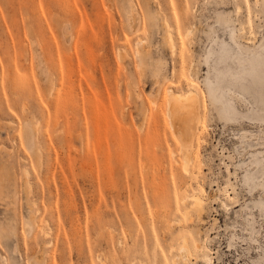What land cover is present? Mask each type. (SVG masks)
<instances>
[{"label":"rangeland","instance_id":"obj_1","mask_svg":"<svg viewBox=\"0 0 264 264\" xmlns=\"http://www.w3.org/2000/svg\"><path fill=\"white\" fill-rule=\"evenodd\" d=\"M263 260L264 0H0V264Z\"/></svg>","mask_w":264,"mask_h":264},{"label":"bare ground","instance_id":"obj_2","mask_svg":"<svg viewBox=\"0 0 264 264\" xmlns=\"http://www.w3.org/2000/svg\"><path fill=\"white\" fill-rule=\"evenodd\" d=\"M141 42L142 41L138 42V44L141 45ZM168 44L172 45V47L174 46L172 37L170 36H168ZM141 51L142 49L139 48V50L137 51L138 57H141ZM214 51L215 48H211V50L209 51V56L207 57L208 63L213 58ZM169 91L170 94L167 104L168 116L172 129L174 130L178 140L180 141L181 152L185 161V167L188 168L191 162L190 154L191 149H193L194 145H192L193 139H195L194 136L196 135L197 131L201 127H203L202 125L204 119L202 118L201 114L202 104L196 93L197 90H188L186 93H181L179 91H174L171 89ZM191 197L194 202V207L198 210L200 214L203 210V199L198 194H194ZM191 251L192 250L190 249V246L188 245L187 241H184L182 246L180 247V258L186 262L189 259V256L191 255ZM175 264L180 263L176 261Z\"/></svg>","mask_w":264,"mask_h":264}]
</instances>
